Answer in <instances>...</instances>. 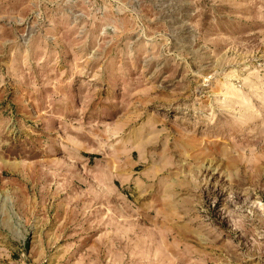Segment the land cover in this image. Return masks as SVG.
<instances>
[{
	"label": "rangeland",
	"instance_id": "1",
	"mask_svg": "<svg viewBox=\"0 0 264 264\" xmlns=\"http://www.w3.org/2000/svg\"><path fill=\"white\" fill-rule=\"evenodd\" d=\"M0 264H264V0H0Z\"/></svg>",
	"mask_w": 264,
	"mask_h": 264
}]
</instances>
